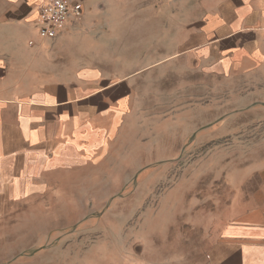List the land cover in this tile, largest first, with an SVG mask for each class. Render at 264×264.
Returning a JSON list of instances; mask_svg holds the SVG:
<instances>
[{
  "label": "rangeland",
  "instance_id": "rangeland-1",
  "mask_svg": "<svg viewBox=\"0 0 264 264\" xmlns=\"http://www.w3.org/2000/svg\"><path fill=\"white\" fill-rule=\"evenodd\" d=\"M84 1L88 20L74 33V53L89 55L102 67L99 78L105 82L135 75L126 106L119 110L111 104L100 120L99 144L81 149L50 189L58 197L59 238L74 246L75 257L88 251L97 261L98 253L112 251L121 239L140 242L161 232L158 224L170 213L196 205L206 225L212 199L223 208L232 196L241 209V190H256L264 171V77L203 76L197 84L168 77L173 64H162L165 44L171 54L177 51L183 26L194 24L207 0ZM4 2L1 49L16 46L5 37L22 35L18 25L26 24L20 14L10 13L5 21ZM26 38L29 47L34 39ZM48 71L40 73L43 82L53 79ZM89 79L102 84L97 76ZM50 221L25 223L43 229Z\"/></svg>",
  "mask_w": 264,
  "mask_h": 264
},
{
  "label": "crops",
  "instance_id": "crops-1",
  "mask_svg": "<svg viewBox=\"0 0 264 264\" xmlns=\"http://www.w3.org/2000/svg\"><path fill=\"white\" fill-rule=\"evenodd\" d=\"M4 1L5 21L10 13L20 14L19 21L30 25H18L22 35L5 37L16 46L0 48V264H264V171L256 190H241V209L232 196L223 208L212 199L206 225L195 205L170 213L158 224L161 232L141 239L144 246L129 237L98 253L97 261L88 251L74 256V246L59 238L58 197L50 189L81 149L99 144L100 120L111 104L119 110L126 106L135 74L105 82L99 78L102 67L89 55L74 53V33L88 20L84 0L81 21H69L52 41L36 33L33 15L41 0ZM261 1L207 0L203 8L199 2L203 14L191 27L183 26L177 51L171 54L165 44L162 64L174 67L167 76L197 84L203 76L264 77ZM27 35L34 39L29 47ZM47 43L50 50L44 51ZM45 67L53 79L43 82ZM60 75L66 78L59 80ZM89 76H97L101 86L91 84ZM27 218L54 222L43 229L27 227Z\"/></svg>",
  "mask_w": 264,
  "mask_h": 264
},
{
  "label": "built area",
  "instance_id": "built-area-1",
  "mask_svg": "<svg viewBox=\"0 0 264 264\" xmlns=\"http://www.w3.org/2000/svg\"><path fill=\"white\" fill-rule=\"evenodd\" d=\"M264 17V0L261 1ZM35 27L42 40H54L69 21L80 22L83 17L82 0H41L36 7ZM264 36V27L262 29ZM32 46V42H29Z\"/></svg>",
  "mask_w": 264,
  "mask_h": 264
},
{
  "label": "bare ground",
  "instance_id": "bare-ground-1",
  "mask_svg": "<svg viewBox=\"0 0 264 264\" xmlns=\"http://www.w3.org/2000/svg\"><path fill=\"white\" fill-rule=\"evenodd\" d=\"M33 18L35 19V18H36V16L34 15V16H33Z\"/></svg>",
  "mask_w": 264,
  "mask_h": 264
}]
</instances>
